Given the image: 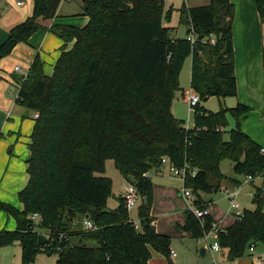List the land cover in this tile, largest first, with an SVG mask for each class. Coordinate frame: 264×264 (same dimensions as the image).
Segmentation results:
<instances>
[{
    "label": "trees",
    "instance_id": "obj_1",
    "mask_svg": "<svg viewBox=\"0 0 264 264\" xmlns=\"http://www.w3.org/2000/svg\"><path fill=\"white\" fill-rule=\"evenodd\" d=\"M60 1L33 0L31 15L0 44L1 60L39 30L63 41L50 76L36 54L26 75L16 80V104L37 117L29 136L28 182L17 194L22 211L0 201V211L16 225L13 231H0V246L18 243L22 264H31L38 254H55L56 264H148L151 251L172 264L170 238L151 226L149 171L158 169L163 158L174 167L196 170L194 177H185L183 187L192 191V205L199 210L208 203L201 195L219 191L226 180L238 182L221 173L222 160L233 163L237 176H264L262 147L238 123L228 140L223 139L227 113L238 121L249 111L246 105L208 113L197 105L192 129L171 111L189 56L190 86L200 100L236 96L234 6L229 0L190 8L183 4L178 11L185 37L173 38L162 23L170 17L162 0H82L85 26H45L55 18ZM255 5L264 23V0H255ZM189 34L195 37L192 44ZM262 64L264 68V48ZM106 160L138 191L140 231L129 220L123 198L115 209H106L111 185L103 176ZM261 194L255 188L258 209L243 211L229 227L216 231L215 241L229 261L243 257L251 245L264 248ZM33 214L40 217L38 222L29 219ZM84 220L97 229L81 228ZM211 228L210 216L200 223L189 210L180 227L196 240ZM38 235L47 238L45 244L37 243Z\"/></svg>",
    "mask_w": 264,
    "mask_h": 264
},
{
    "label": "rangeland",
    "instance_id": "obj_2",
    "mask_svg": "<svg viewBox=\"0 0 264 264\" xmlns=\"http://www.w3.org/2000/svg\"><path fill=\"white\" fill-rule=\"evenodd\" d=\"M17 0H0V43L6 39L2 35L3 31L8 29L11 25H16L23 22L25 18L17 20L23 12L22 9L26 7L27 0L24 1V6L19 8L15 5ZM164 12L170 10V17L168 20H163V26L170 28L171 37H185V32L183 28L179 25V11L178 9L184 4L186 7H197L196 5H207L209 0H162ZM77 2L79 0H72L69 10H77ZM195 5V6H194ZM67 6V5H65ZM64 6V7H65ZM68 7V6H67ZM77 18V17H73ZM15 23V24H13ZM10 28V27H9ZM36 33V32H35ZM35 33L31 36L33 37ZM37 38V37H36ZM38 39V38H37ZM56 39V38H55ZM52 40V39H51ZM55 43L48 41L44 47L37 49L40 52V58L43 66V72L45 75L50 76L52 74V65L55 61V57L58 52V47L53 50ZM28 49V47H25ZM29 50V49H28ZM9 56V55H8ZM7 57L0 60V74L9 76L12 73V70L15 66L21 68V73H16L18 75H24L26 73V65H28V59L25 57L26 54H22L19 58L20 61H11L7 60ZM7 60V61H6ZM190 67H191V57H187L181 67L179 73V90L175 91L173 94L172 107L173 114L175 118L182 120L184 127L194 125V109L190 108L188 104L183 99V94L185 91H190ZM7 79V78H6ZM9 80L7 82L0 79V93L12 92L15 88L10 86ZM257 83L259 80H257ZM254 81V85H256ZM261 84V83H260ZM258 87H255L256 94L250 98H244L250 106L249 111L245 114L244 117H240L239 120L232 117V115L227 113L228 126L225 133L223 134V139L228 140V132L231 129L236 128L237 123L239 129L248 135L252 140L258 143L260 146L264 147V107L261 106L259 100V94L257 93ZM243 90L241 89V92ZM237 104L236 98L225 97L217 98L210 97L205 101L200 100L198 106L205 112H217L220 108H233ZM29 125L30 127H28ZM34 123L32 124L31 117L23 119V127L21 134L28 135L27 138L24 137V142H29V136L32 132ZM242 125V127H241ZM26 127V130L23 132V129ZM22 139V138H21ZM29 144V143H28ZM264 151V149L262 148ZM233 163L229 160H222L219 163V169L221 173L232 180H226L222 183L219 191L212 194H203L202 199L204 201H211L210 203V213L219 228H226L231 225L235 212L230 209L229 200L227 198V193L231 190L238 189V195L235 198V203L240 207L241 211H255L258 209V205L253 203V197L255 194V188H260L262 194L260 196V209L264 212V176H257L254 178L248 179L244 176H237L232 171ZM103 176H106L110 179V194L106 201V209L113 210L118 205V198L122 192V176L115 168L111 160L105 161V173ZM150 180L153 187V202H152V213L156 218L158 230L161 234L168 235L170 237V250L175 253V257H172L169 252V258L171 259L172 264H210L216 262L218 264H255L259 259L258 255L264 254V248L259 246L255 249L254 253H249L248 250L245 251L243 257L235 261H229L222 253H206L204 256L199 255V248L201 245L205 247L204 237L208 235L207 245H211L216 238V233H212L214 226L207 232H204V237L200 240L192 239L187 234H184L180 231L179 227L182 225L184 218V211L187 210L190 204L192 205L193 194L190 191V196L187 201H184L182 198L181 192L183 190L182 181L178 176H174L172 173H168L167 167H163V175H155L153 172H150ZM226 191V192H224ZM190 200V203H188ZM140 200L137 201V205L134 209L129 211V216L132 221H138L137 218V209L139 206ZM11 205V204H10ZM195 208V207H194ZM0 215V225L2 224V230H8L12 222L8 221L6 224V215L2 212ZM14 224V222H13ZM86 246H92L91 242L85 243ZM206 249V247H205ZM56 255H46L38 254L35 256L34 261L31 264H56ZM153 259L156 261L154 264H168L165 258L157 253L153 252ZM0 264H22L21 263V249L18 243L12 245H3L0 246Z\"/></svg>",
    "mask_w": 264,
    "mask_h": 264
},
{
    "label": "crops",
    "instance_id": "obj_3",
    "mask_svg": "<svg viewBox=\"0 0 264 264\" xmlns=\"http://www.w3.org/2000/svg\"><path fill=\"white\" fill-rule=\"evenodd\" d=\"M229 1L234 6V17L231 28V41L233 48L234 76H235L236 89H237L236 96L232 98H236L237 103L250 106V104L244 98L245 97L250 98L251 96H254L256 94L255 87L257 86L258 87L257 93L259 94V100L260 103H262L261 106L264 107V68L262 64V50L264 48V23H261L260 21L259 14L257 12L255 5V0H229ZM17 2H22V4L17 5ZM71 2L72 0H61L57 7L55 18L44 22V25L50 26L52 24H62V25H68L78 28L85 26L88 22V18L81 14L82 0H79V3L77 2L76 5L77 10L75 11L69 10ZM15 5L21 8L24 6V1L17 0L15 2ZM65 5H67L68 7ZM186 8H190V7H186ZM32 9H33V0H27V5L25 8L22 9L23 13L19 17H17L18 18L17 20H21L25 17L26 18L29 17L32 13ZM73 17H77V18H73ZM16 25L9 26L10 28L8 27V29L3 31L2 35L5 37L6 34L7 36L8 31ZM182 37L176 36L173 38H182ZM51 39L55 43L54 47L52 48L53 50H55V48L61 44L58 47V52L55 57V61L52 65V69H53V66L60 54L59 48L63 45V41L45 30L37 31L33 37L29 38L26 44L24 43L17 44L9 54L7 60L20 61L19 58L22 56V54H26L25 57L28 59V65H26L27 68L26 73H27L35 55L38 54L40 58V52H38L37 49H41L40 51L42 52V48L44 47V45L48 41H52ZM72 45H73L72 42L67 43L66 45L67 50H69L72 47ZM25 47H28L29 50L26 49ZM15 67L13 68L12 73L9 74V76H5L9 80L8 81L10 83L9 85L13 86L14 88L16 84H18V81L16 80H20L26 75V73L24 75L16 74V73H21V68H19L20 71H16ZM3 76L4 75L0 74V79L7 82V79L4 78ZM256 79L259 80L258 83ZM254 81H256V85H254ZM241 89L243 90L242 92ZM15 96H16L15 89L12 92L3 91L2 93H0V201L9 205L11 204V206H13L16 210L22 211V204L18 201L17 194L26 186L28 182V174L26 171L27 169L26 160L28 159L30 153L28 149L29 142L23 141V138L24 137L27 138L29 134L28 135L21 134V130L23 127V119L24 118L29 119L31 117L33 124L34 118L37 117V114L29 111V115L25 117L24 113L26 109L16 104ZM171 111L173 114L174 112L172 106H171ZM27 126L30 127L29 125ZM25 130L26 127L23 129V132ZM261 147L264 149L263 146ZM164 166L167 167L168 173H171L169 170L170 164L166 162L161 164V166L158 169L149 171L147 174L148 177L150 178V172H153L156 176L163 175ZM126 184L127 182L122 178V184H121L122 192L119 198H122ZM188 203H190V200ZM210 203L211 201H208L206 207V210L208 212L207 216L211 217L212 225L215 226L216 231L223 230V228H219V226L215 224L211 216ZM188 207L189 208L184 211L185 215L183 218L182 225L185 223L186 220V211H188L191 208L190 204L188 205ZM1 213L2 212L0 211V215H3ZM149 216L152 218L151 226L155 229L156 233L161 234L158 230H156L158 224L151 209L149 212ZM6 217H7L6 224L8 223L9 220L14 222V220L11 217L7 215ZM233 217L235 219V215ZM129 220L132 221L130 216H129ZM13 222L12 225L8 227L9 231H13L16 227L15 222L14 224ZM82 223H83L82 221L81 223L79 222L81 228H82ZM182 225H180V227ZM1 228H2V224L0 225V229ZM2 231H8V230H2ZM138 231H140V229ZM186 236L190 237L189 234H187ZM206 253H210V254L222 253V255L226 257V251H222L221 249L218 252H212V253L205 249V254ZM152 256H153V251H151V258L149 259L148 264H154V262L156 261V259L154 260Z\"/></svg>",
    "mask_w": 264,
    "mask_h": 264
},
{
    "label": "built area",
    "instance_id": "obj_4",
    "mask_svg": "<svg viewBox=\"0 0 264 264\" xmlns=\"http://www.w3.org/2000/svg\"><path fill=\"white\" fill-rule=\"evenodd\" d=\"M22 2H17V5H21ZM187 40L192 44L194 42V39L195 37L192 35V34H189L187 37ZM208 41L210 44H214V38L213 36H209L208 38ZM15 70L16 71H20V69L18 67H15ZM183 99L184 101L186 102V104H188V106L192 109H194L197 105H198V102H199V97L198 95L190 90V91H185L184 94H183ZM186 129H192L194 128V125L191 127V126H186L185 127ZM262 153H264L263 150H261ZM168 163L167 159L163 158L161 160V164L163 163ZM169 170L170 172L174 175V176H178L181 181H182V187H183V184H184V181H185V177L187 175H189L190 177H194L195 174H196V170H191V171H187L185 167H182V168H177V167H174L172 165H170L169 167ZM248 179H250V177H247ZM226 192V191H224ZM227 193V192H226ZM181 195H182V198L184 200H187L190 196V191L189 189H186L183 187V190L181 192ZM238 195V189L237 190H231L229 193H227V198L229 200V204H230V208L232 210H234L235 212V217L237 216H241L242 215V211L240 209V207L235 203V198L237 197ZM122 198H123V205H124V208L127 212L131 211L132 209H134L137 205V201L139 200V194H138V191L137 189L135 188V186H133L132 184L130 183H127L126 186H125V189H124V192H123V195H122ZM189 211H191V213L195 216V218H197L199 220L200 223L203 222L204 220V217L207 215V210H199L197 208H194V207H191L189 209ZM30 220L34 221V222H38L40 217L37 215V214H33L32 216L29 217ZM132 225L134 226V228L136 230H139L140 229V223L139 221H131ZM214 225H212L213 227ZM82 228L84 230H87V231H93V230H96L97 228L92 224V222L88 221V220H84L83 223H82ZM212 233L215 232L216 233V229H215V226L214 228L212 229ZM208 235L204 237V242H205V247H206V250L209 251V252H218L220 250V247L217 243V241H214L211 245H207V239H208ZM255 247L254 246H249L248 248V252L249 253H254ZM170 255L172 257L175 256L174 252L173 251H170ZM258 260L255 262V264H264V254H260L258 255ZM210 264H216V263H210Z\"/></svg>",
    "mask_w": 264,
    "mask_h": 264
},
{
    "label": "water",
    "instance_id": "obj_5",
    "mask_svg": "<svg viewBox=\"0 0 264 264\" xmlns=\"http://www.w3.org/2000/svg\"><path fill=\"white\" fill-rule=\"evenodd\" d=\"M28 115H29V110L26 109L25 110V113H24V116L27 117ZM46 241H47V238L44 235H38V237H37V243L39 245L45 244ZM204 254H205V247L203 245H201L200 248H199V255L200 256H204Z\"/></svg>",
    "mask_w": 264,
    "mask_h": 264
}]
</instances>
